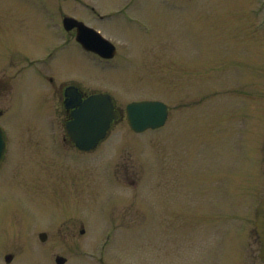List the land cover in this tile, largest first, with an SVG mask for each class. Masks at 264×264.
Listing matches in <instances>:
<instances>
[{
	"label": "rangeland",
	"instance_id": "obj_1",
	"mask_svg": "<svg viewBox=\"0 0 264 264\" xmlns=\"http://www.w3.org/2000/svg\"><path fill=\"white\" fill-rule=\"evenodd\" d=\"M64 16L99 30L115 57L83 51ZM0 81V264L76 250L103 264L239 263L264 194V0H0ZM71 83L122 112L165 102L166 124L137 134L123 116L82 153L63 141ZM65 221L87 222L92 238L37 237Z\"/></svg>",
	"mask_w": 264,
	"mask_h": 264
},
{
	"label": "water",
	"instance_id": "obj_2",
	"mask_svg": "<svg viewBox=\"0 0 264 264\" xmlns=\"http://www.w3.org/2000/svg\"><path fill=\"white\" fill-rule=\"evenodd\" d=\"M67 29L77 27V40L88 51L95 52L104 58L115 54V47L99 33L72 18L64 21ZM65 96L74 102L66 101V108H72V120L66 123V135L75 145L84 151L94 149L103 139L111 125L118 118L112 98L109 94H93L82 100L78 89L67 87ZM128 124L135 132L156 129L162 126L168 115L167 106L160 101L132 102L125 109ZM4 138L0 130V159L3 154ZM256 232L261 241V254L264 260V196L256 208ZM58 258L57 262L62 263Z\"/></svg>",
	"mask_w": 264,
	"mask_h": 264
},
{
	"label": "flooded vegetation",
	"instance_id": "obj_3",
	"mask_svg": "<svg viewBox=\"0 0 264 264\" xmlns=\"http://www.w3.org/2000/svg\"><path fill=\"white\" fill-rule=\"evenodd\" d=\"M92 10H93V8H92ZM68 34H70L71 39H72V37H73V39H75L76 28L70 30L69 32H65V35L68 36ZM94 57L101 60V61L107 62V60H103L96 55H94ZM4 81H0V82L4 83ZM49 81H52L51 77H49ZM67 86H65V88ZM65 88L63 87V91L60 94L59 99H60V106L64 109V111L66 113L65 119H66V121H68L70 119L71 109L66 110V108L64 106V101L66 99L64 96V89ZM79 91H80L81 95L83 96V98H85L87 95H89L88 93H86L81 88ZM71 102H74V100H72ZM1 114H2V112L0 111V116H1ZM64 126H65V124H63V129H64ZM63 141L68 142L71 146H73L75 148V146L65 137V135L63 137ZM7 158L8 157L5 155L2 159L1 164H0V173L2 171L5 173L4 176L0 174V190L2 191L3 195L4 194L7 195L9 193L8 188H10L9 184H6L7 183L6 181H9L10 178H6V177H8V175H7L8 172L4 169V166H3V164L5 163ZM23 180H24V184H25L24 190L26 191V189L29 188L28 183L30 184V182L28 181L29 179L28 180L24 179V177H23ZM43 184H44L43 178L39 177L38 179H35V182L32 185V186L38 187V189H39L38 192L40 193V195H42ZM40 207H41L40 208V214L42 212L45 213V211L42 209L41 203H40ZM5 208H6V206H5ZM7 211L9 213V217H11L10 216V215H12V213L10 214L11 209L9 208ZM58 211L60 212L61 210H56L55 212H58ZM45 215H46V213H45ZM54 223L55 222H52L51 225H49V226H46V224L43 225L44 227L46 226V229L43 231H40L37 235V237L41 240V242L46 243L52 237H56V238L60 237V238H67L68 239V240H64V241H66L65 243H68L69 241L74 240V242H70V243L79 244L78 247H81L80 243L89 242V240L92 238L91 229H90V226L87 222L85 224L84 222L72 223V221H65V223L64 222L63 223L66 225H60V227L53 229L55 224H56V223L55 224ZM60 223L62 224V222H60ZM62 241H63V239H62ZM255 245H258L257 249L255 248ZM76 246H75V249H76ZM70 249H71V247L69 248V250ZM30 255H32V258H26V259L27 260L33 259V260L37 261L39 264H57L56 259L58 257L64 258V261L62 262V264H103V262L105 260L104 257H102V255H104V253L95 255L94 253L89 252V251H77V250L76 251H68L66 253L40 251L38 254L34 253V254H30ZM241 256L242 257H241L239 263L235 262L236 264H264V261L260 257V241H259V238L257 237L256 233H255V235H253L252 243H250V246H248V248H246V252H244V254H242ZM6 257L9 259L8 261H6L7 264H13L14 263L15 258L13 257L12 254L5 255L4 259H6ZM111 260L112 261L105 263V264H119L118 260L115 261L114 258H112ZM233 260H234V258L232 259V261Z\"/></svg>",
	"mask_w": 264,
	"mask_h": 264
}]
</instances>
